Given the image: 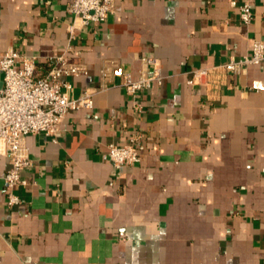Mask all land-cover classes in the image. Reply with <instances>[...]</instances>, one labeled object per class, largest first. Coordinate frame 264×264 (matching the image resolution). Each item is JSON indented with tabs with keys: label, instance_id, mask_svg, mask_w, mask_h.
Here are the masks:
<instances>
[{
	"label": "crops",
	"instance_id": "obj_1",
	"mask_svg": "<svg viewBox=\"0 0 264 264\" xmlns=\"http://www.w3.org/2000/svg\"><path fill=\"white\" fill-rule=\"evenodd\" d=\"M69 1L0 0V53L36 56L40 75L65 53L87 70L69 96L93 93L56 142L25 137L32 165L12 208L0 150V264H264V63L208 84L191 74L264 41V0L249 24L242 0H116L89 24ZM115 65L163 79L131 95ZM133 137L140 162L116 170L109 145Z\"/></svg>",
	"mask_w": 264,
	"mask_h": 264
},
{
	"label": "built area",
	"instance_id": "obj_2",
	"mask_svg": "<svg viewBox=\"0 0 264 264\" xmlns=\"http://www.w3.org/2000/svg\"><path fill=\"white\" fill-rule=\"evenodd\" d=\"M115 1L70 0L68 10L79 17L83 24L100 23L113 11ZM240 16L245 24L252 21L254 14L251 0H242ZM147 61L152 63L154 59ZM47 62L49 69L46 74L40 75L36 56L14 49L0 53V71L3 75V85L0 88V150L8 163L4 176L8 188V208L20 203L16 189L27 184L21 174L32 165L25 137L43 133L56 142L62 118L72 110L93 107L92 92L85 91L76 98L69 96L72 84L68 77L87 73L82 63L72 61L65 53L51 56ZM261 63H264V41L256 39L250 53L240 60L232 59L226 64L210 68H195L191 74L195 81L208 84L209 78L220 68L237 71L250 64ZM108 71V68H104L102 75L106 76ZM110 72L113 76L122 78L121 86L131 95L149 88L154 82L161 83L163 79L157 67L151 73L141 70L136 78L120 65L113 66ZM109 155L116 170L141 160L135 137L126 144L111 143Z\"/></svg>",
	"mask_w": 264,
	"mask_h": 264
},
{
	"label": "water",
	"instance_id": "obj_3",
	"mask_svg": "<svg viewBox=\"0 0 264 264\" xmlns=\"http://www.w3.org/2000/svg\"><path fill=\"white\" fill-rule=\"evenodd\" d=\"M2 85H3V81L2 82L0 81V88L2 87Z\"/></svg>",
	"mask_w": 264,
	"mask_h": 264
}]
</instances>
